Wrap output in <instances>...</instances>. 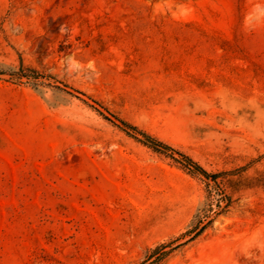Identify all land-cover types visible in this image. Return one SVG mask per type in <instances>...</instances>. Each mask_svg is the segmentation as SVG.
<instances>
[{"label": "rangeland", "instance_id": "rangeland-1", "mask_svg": "<svg viewBox=\"0 0 264 264\" xmlns=\"http://www.w3.org/2000/svg\"><path fill=\"white\" fill-rule=\"evenodd\" d=\"M0 264H264V0H0Z\"/></svg>", "mask_w": 264, "mask_h": 264}, {"label": "trees", "instance_id": "trees-1", "mask_svg": "<svg viewBox=\"0 0 264 264\" xmlns=\"http://www.w3.org/2000/svg\"><path fill=\"white\" fill-rule=\"evenodd\" d=\"M122 125L134 132H137L136 129L134 127H131L130 125L126 124V123H122ZM142 135V137H144V139L149 142L152 146H154L155 148H162L165 150H169L172 151V149H170V147H168L167 145H164L163 143L153 139L152 137H150L149 135L145 134V133H140ZM179 156L182 159V164L184 166V168L186 169H190L193 168L195 172H198L199 174L203 175L204 177H208L211 178L213 180L216 179V175H209L208 173H206L201 167H199L196 163H194L191 159H189L188 157L179 154ZM218 208L220 209V205H218ZM212 223V220L209 219V215L206 212V210H202V214H197L195 216V222L193 224V226L186 231V233H184V235H192V238L198 237L202 232H204L207 227H209V225ZM162 249L159 248L157 251H160ZM160 256H162V254H160Z\"/></svg>", "mask_w": 264, "mask_h": 264}]
</instances>
